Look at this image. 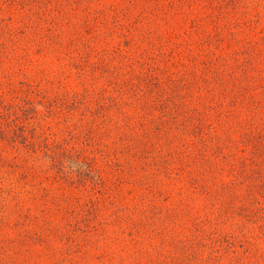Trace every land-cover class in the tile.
<instances>
[{"label":"rangeland","instance_id":"obj_1","mask_svg":"<svg viewBox=\"0 0 264 264\" xmlns=\"http://www.w3.org/2000/svg\"><path fill=\"white\" fill-rule=\"evenodd\" d=\"M0 264H264V0H0Z\"/></svg>","mask_w":264,"mask_h":264}]
</instances>
